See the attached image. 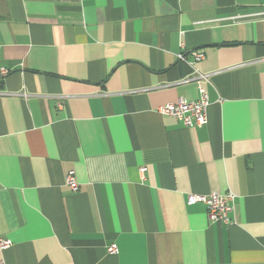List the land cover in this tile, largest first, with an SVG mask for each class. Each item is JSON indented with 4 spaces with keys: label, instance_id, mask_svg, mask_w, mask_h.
Instances as JSON below:
<instances>
[{
    "label": "crops",
    "instance_id": "obj_1",
    "mask_svg": "<svg viewBox=\"0 0 264 264\" xmlns=\"http://www.w3.org/2000/svg\"><path fill=\"white\" fill-rule=\"evenodd\" d=\"M201 89L205 126L160 113ZM211 193L230 225L188 202ZM0 239L5 264H264V0H0Z\"/></svg>",
    "mask_w": 264,
    "mask_h": 264
},
{
    "label": "built area",
    "instance_id": "obj_2",
    "mask_svg": "<svg viewBox=\"0 0 264 264\" xmlns=\"http://www.w3.org/2000/svg\"><path fill=\"white\" fill-rule=\"evenodd\" d=\"M205 55L202 51H194L191 53L190 57L187 58L184 54H179L178 59L181 62L186 63L191 69H194L192 75L185 79V83L197 82L201 83L204 80H208L211 75L199 73L195 70V66L198 62L202 61ZM210 106V101L208 95L201 89L200 100L197 102H188L180 100L176 103H169L160 111L164 116L171 117L185 127H202L208 122L207 112ZM145 172V169L142 170ZM67 185L72 189V191L77 192L79 189V184L76 181L74 172H70L66 179ZM236 196L234 193L218 194L211 193L209 195H195L191 194L188 197V202L190 204L203 203L207 207L208 215L211 221L218 224L230 225L231 218L230 215L234 211V203ZM11 246L9 240L0 239V249L5 250ZM108 252L110 254L118 253L116 245H111L108 247ZM0 264H5L4 261H0Z\"/></svg>",
    "mask_w": 264,
    "mask_h": 264
}]
</instances>
